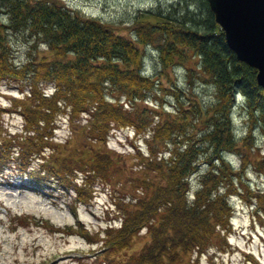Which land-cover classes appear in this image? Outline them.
<instances>
[{
	"label": "trees",
	"instance_id": "1",
	"mask_svg": "<svg viewBox=\"0 0 264 264\" xmlns=\"http://www.w3.org/2000/svg\"><path fill=\"white\" fill-rule=\"evenodd\" d=\"M149 14L160 20L138 23L132 41L50 0H0V79L22 80L27 86L19 99L10 98L7 105L8 111L21 117L18 127L3 126L5 110L0 107V174L4 168L17 169L36 184L53 181L70 186V181L75 182L71 171H80L81 185L71 189L75 200L88 199L92 180L104 178L109 155L88 147L84 156L81 148L103 140L112 127L130 124L136 131L147 122L142 113L116 101L118 92L132 102L141 100L151 86L152 78L142 72L137 44L155 49L162 68L188 50L197 56L200 77H208L212 96L205 110L206 124L196 132L186 126L185 115L157 120L151 136L163 138L166 147L161 152L167 154L163 157L161 149L157 153L149 145L145 157L136 154L139 193L133 200H113L120 220L101 229L105 250L126 246L142 227L149 238L119 258L120 264H169L184 252L203 250L214 227L226 224L224 193L232 184L233 171L224 154L241 148L230 117L234 105L239 104L245 120L241 142L246 143L254 129L264 133V89L255 82L254 68L226 46L206 0H174L165 7L157 5ZM19 29L27 32V49L43 42L55 57L34 60L27 53L23 62H12L6 34ZM154 38H158L155 43ZM48 81L51 89L45 94L38 83ZM187 102L189 115L199 116L195 99ZM178 104L181 108L179 100ZM58 111L66 113L70 123L83 118L80 145L54 140ZM173 125L179 133L172 131ZM199 154L205 169L198 171V186L188 201V176L197 169ZM260 159L258 165L263 166L264 151Z\"/></svg>",
	"mask_w": 264,
	"mask_h": 264
},
{
	"label": "rangeland",
	"instance_id": "2",
	"mask_svg": "<svg viewBox=\"0 0 264 264\" xmlns=\"http://www.w3.org/2000/svg\"><path fill=\"white\" fill-rule=\"evenodd\" d=\"M50 1L82 16L94 18L112 32L133 41V28L138 23L160 20L149 14V10H154L157 5L165 7L174 0ZM6 36L9 42L8 56L12 62H23L27 53L34 60L55 57L43 42H36L27 49L25 29L8 32ZM156 40L158 38H154V43ZM137 49L142 72L152 78L151 86L141 100L132 102L125 94L118 92L116 101L133 113H142L147 122L136 131L130 124L112 127L103 140L80 147L84 156L89 154L86 152L88 147L89 150L105 151L109 155L104 178L92 180L88 199L75 201L73 190L65 191L61 186H56V182H49L47 186L50 187L42 192L28 189L31 181L27 176L17 169L3 170V175H0V264H120L117 261L119 258L136 251L149 239L142 227L124 247L104 250L100 246V236H103L101 228L111 217L118 215L114 201L117 198L133 200L139 193L136 177L141 173L134 171L139 161L136 154L145 157L148 145L156 152L166 147L163 138L151 136L156 121H172L185 115L186 126L190 129L184 128L199 132L198 129L206 124L205 110L209 106L212 87L208 77H200L197 56L188 50L182 58L175 57L170 65L162 68L156 61L155 49L150 45L137 44ZM21 81L0 79V107L5 110L1 112V118L3 126L10 130L21 123L19 114L7 108L10 98L19 99L26 89L27 86ZM50 84L49 81L38 83L45 94L50 92ZM173 93L177 95L176 99ZM189 99H195L201 109L199 116L189 115ZM230 117L235 138L240 142L238 147L241 148L240 151L237 149L224 154L233 171L230 177L232 187L228 186L224 193L227 209L222 219H225L226 224L223 228L214 227L215 233L203 250L184 252L169 264H264V165H258L264 151V133L254 129L246 137V143L244 140L241 142L246 129L239 104L234 105ZM77 119L70 123L66 113L58 111L53 119L54 140L65 141L67 145H80L83 118ZM177 129L173 125L172 131L179 133ZM160 154L165 157L167 153L164 150ZM202 158V154L197 155V169L188 176V201L198 186V171L205 169ZM34 162L31 159L30 166H34ZM70 176L72 179L75 177V182L70 181L72 189L81 185L80 171L72 170ZM107 202L113 203L112 210H108ZM78 227L83 228L85 236L76 233Z\"/></svg>",
	"mask_w": 264,
	"mask_h": 264
},
{
	"label": "water",
	"instance_id": "3",
	"mask_svg": "<svg viewBox=\"0 0 264 264\" xmlns=\"http://www.w3.org/2000/svg\"><path fill=\"white\" fill-rule=\"evenodd\" d=\"M213 20L234 56L254 68L264 89V0H206Z\"/></svg>",
	"mask_w": 264,
	"mask_h": 264
}]
</instances>
